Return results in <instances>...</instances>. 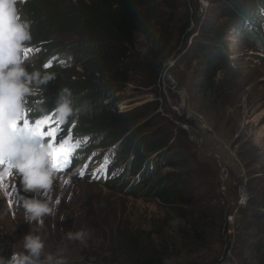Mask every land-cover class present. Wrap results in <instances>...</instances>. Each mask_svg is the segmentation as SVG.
Segmentation results:
<instances>
[{
  "label": "trees",
  "instance_id": "1",
  "mask_svg": "<svg viewBox=\"0 0 264 264\" xmlns=\"http://www.w3.org/2000/svg\"><path fill=\"white\" fill-rule=\"evenodd\" d=\"M180 1L182 5L188 3V0ZM18 8L22 18L31 21L30 41L43 43L42 62L36 70L41 76L54 77L39 86L42 98H30V104H39L44 109V114L34 111V117L41 115L39 120L52 117L53 125L61 129V137L66 136V131L80 135V147L86 149L113 140L143 119L144 104L119 110L117 98L111 93L118 92L128 82L140 86L154 83L164 57L175 43L185 44L186 38L194 32L188 30L189 16L185 10L181 23L176 25L173 10L177 6L173 0H27L18 4ZM235 10L232 0L218 4L207 20L197 26L195 32L202 40L190 43L185 51L186 65L194 62L189 68V82L197 96V106L204 112L217 113L218 118L224 108L228 109L222 100L227 86L218 78V72L227 61V47L222 38L234 27ZM54 29L75 36L68 44L85 74L64 79L59 75V59L68 60L69 56L58 42L47 44L48 35ZM243 35L264 53V33L259 28L245 30ZM46 64L51 66L43 67ZM65 88L71 92L73 115L60 124L52 110ZM145 122L140 128L141 124L134 127L138 128L137 132L134 133V128L130 130L133 134L117 153L125 162L122 171L93 173L83 169V173L86 179H93L102 188L132 198L157 200L159 213L164 216L162 222L152 217L144 222L143 228L136 224L126 232L115 221H100L95 201L77 204L70 200L59 201L55 216L45 217L43 227L26 224L20 212L10 220L6 211L1 210L0 227L7 221V227L17 233L32 232L53 242L68 241L73 246H83L87 237L94 235L102 241L107 258L101 251L89 252L84 258L102 259L107 264H214L215 257L210 254L211 244L220 238L219 195H213L208 187L199 191L200 184L189 186L190 175L183 172L185 157L178 153L179 158L172 159L174 153L166 151L170 147L169 138L162 129L141 133ZM98 135L104 139L96 143L94 139H98ZM72 145L75 147L77 143ZM236 154L244 158V163L257 159L256 147L250 141L242 144ZM102 162L100 168L104 159ZM163 168L173 170L162 172ZM257 176V180L264 183V159L258 164ZM19 191L25 197L33 195L24 193L21 187ZM48 195L53 201L58 199L52 190ZM36 198L41 196L37 194ZM251 204L241 231L230 245L231 252L239 264H264V186L251 197ZM1 228L0 257H3L9 253V248L6 232ZM69 231L85 232L84 242L68 240Z\"/></svg>",
  "mask_w": 264,
  "mask_h": 264
},
{
  "label": "rangeland",
  "instance_id": "2",
  "mask_svg": "<svg viewBox=\"0 0 264 264\" xmlns=\"http://www.w3.org/2000/svg\"><path fill=\"white\" fill-rule=\"evenodd\" d=\"M222 1L188 0V3L182 5L180 0L179 2L173 0V4L177 6L173 10L176 25L181 23L180 17L182 11L185 10L189 16L188 30L194 32L186 38L185 44L181 41L175 43L174 48L164 57L163 62L172 54L165 65L162 62L154 83L140 86L136 82H128L122 85L121 90L111 93V95L117 98L116 106L119 110L144 104V117L137 125L146 121L143 123L146 126L140 132L147 133L155 128L162 129L169 138L170 147L166 151L174 153L172 159L177 160L178 153L185 157L183 172L190 175L189 186L200 184L199 191H204L208 187L213 191V195H219L218 203L221 206L220 238L211 244L210 256L215 257L214 264H239L238 259L231 252L230 245L235 240L237 232L241 231V226L244 225L252 208L251 197L261 191L264 186V183L257 180L258 164L264 159V53L246 39L243 31L256 27L264 33V0H232V6L236 9L234 27L226 31L222 38L227 47V61L226 66L218 72V78L227 86L222 100L228 109L224 108V113L218 118L217 113L204 112L197 106V96L189 82V68L194 62L192 61L190 66L186 65L188 56H185V51H187V46L198 39L202 40L199 34H196L197 26L199 23L205 22L212 10ZM74 38L75 36L72 34L59 29L52 30L48 35L47 42L49 43H46L53 45L58 42L63 45V50L69 56L68 60L59 59L58 61L61 68L59 75L62 79L69 75L76 78L80 74H85L68 44ZM42 44V41L39 40L27 43V47L31 49L27 53V71L36 70L42 62L41 53L44 49ZM140 50L143 52L142 46H140ZM141 71L144 72L142 69ZM98 86L100 89L101 85ZM47 90L49 91V89ZM34 98L39 99L42 96L40 97L39 94ZM37 117H34L33 112H28L27 118L33 124L40 119L41 115ZM137 125L130 127L127 132L107 143L88 149L80 147V135L76 136L71 131H66L64 138L73 140L70 148L74 150L67 168L63 172L54 174L51 190L56 194L58 200L64 203L74 200L77 204H93L95 201V212H97L98 219L100 221H115L126 232L136 224L143 228L144 222L152 217L156 222H162L164 216L163 213H159L157 200L150 197L125 196L102 188L95 184L93 179L88 180L84 175L83 177L80 175L83 169L84 172L97 173L99 165L106 158L108 161L107 171L114 173L122 171L125 162H123V157L118 156L117 153L133 134L130 130ZM140 126L142 124L139 125V128ZM133 131L137 132L138 128H134ZM103 139L104 137L98 135V139H94V141L98 143ZM249 141L256 147L257 159L244 163V158L238 156L236 152L242 144ZM74 142L79 147H74L72 145ZM43 143L47 145V140ZM202 150L213 152L219 157L223 166L220 174L215 158ZM6 168L8 167L0 166V176L3 177L0 180V211H6V217L12 220L17 212L23 213L20 209L22 194L19 188L21 185L19 177L14 172L12 174L5 172ZM174 168L179 170L177 167ZM167 170H173V168H163L162 172ZM241 190H244L243 193H245L244 207L238 208L237 212L231 215L235 208V199ZM90 207L93 208V205ZM107 212L109 213L107 214ZM226 214L231 215L230 220L226 218ZM7 226L6 221L3 222L2 228L0 227L1 230H5V235L8 238L6 244L9 253L2 257L5 260L11 257L13 249L19 248V240L26 235L17 233ZM43 239L45 242L43 255L62 250L63 257L69 264H107L102 259L86 260L84 258L89 252L100 251L104 258H107L105 247L101 245L102 241L94 235L87 237L83 246L74 245L75 247L68 241L60 243L53 242L48 238ZM207 252L205 251V253Z\"/></svg>",
  "mask_w": 264,
  "mask_h": 264
},
{
  "label": "clouds",
  "instance_id": "3",
  "mask_svg": "<svg viewBox=\"0 0 264 264\" xmlns=\"http://www.w3.org/2000/svg\"><path fill=\"white\" fill-rule=\"evenodd\" d=\"M26 2L0 0V161L16 158L14 167L6 168L5 172H14L19 177L22 191L33 194L30 198H20L24 222L43 227L44 218L54 217L59 204L58 199L53 201L48 195L55 174L48 165L49 149L47 145L37 147L28 139L16 146L11 143L16 139L10 128L13 122L22 120L26 112L44 114L39 104H30V98L37 97L39 86L54 78L50 74L41 76L38 70L29 72L26 69V53L31 51L27 47L31 40V21L23 19L18 8V4ZM70 97V90L63 89L52 110V115L60 124L66 123L73 115ZM37 194L40 199L36 198ZM66 236L68 240L83 243L86 233L69 231ZM19 243V248L13 249L9 259L0 257V264H67L62 250L43 255L45 242L39 234L28 232Z\"/></svg>",
  "mask_w": 264,
  "mask_h": 264
},
{
  "label": "snow or ice",
  "instance_id": "4",
  "mask_svg": "<svg viewBox=\"0 0 264 264\" xmlns=\"http://www.w3.org/2000/svg\"><path fill=\"white\" fill-rule=\"evenodd\" d=\"M50 66V64H46L44 67L47 68ZM27 117L28 112L25 113V116L22 120L13 122L10 125L11 131L16 136V139L11 143L16 146L24 139H28L35 146L40 147L45 145L43 141L47 140V147L49 149L48 165L54 173L63 172L67 168L68 164H70V157L74 150L68 146L70 143V138L66 139L59 135L61 129L58 126L53 125L52 117H46L43 120L36 121L34 124ZM76 146L79 147L78 144ZM15 159L16 158H9L4 161H0V166L13 168ZM107 163L108 161L106 158L104 165H102L98 171L104 173L107 168ZM80 175L83 177L84 173L81 172ZM2 179L3 177L0 176V180Z\"/></svg>",
  "mask_w": 264,
  "mask_h": 264
},
{
  "label": "built area",
  "instance_id": "5",
  "mask_svg": "<svg viewBox=\"0 0 264 264\" xmlns=\"http://www.w3.org/2000/svg\"><path fill=\"white\" fill-rule=\"evenodd\" d=\"M243 192H244V190H241V191L238 193L237 198L235 199V208L233 209V212H231V215H233L234 213H236L237 210H238V208H241V207H242ZM227 214H228V213H227ZM227 214H226V218H227L228 220H230L231 215H230V214L227 215ZM236 215H237V214H236ZM226 218H225V220H226ZM225 220H224V223H225Z\"/></svg>",
  "mask_w": 264,
  "mask_h": 264
},
{
  "label": "water",
  "instance_id": "6",
  "mask_svg": "<svg viewBox=\"0 0 264 264\" xmlns=\"http://www.w3.org/2000/svg\"><path fill=\"white\" fill-rule=\"evenodd\" d=\"M171 56H172V54H171L170 56H168V59H169ZM168 59L165 60V61L163 62V65H165V64L168 62ZM202 152H204V153H206V154H208V155H210V156H213V157L215 158V160H216L217 163H218V172H219V174H220V173H221V170H222V168H223V166H222V164H221V162H220V160H219V157H218L215 153H213V152H209V151H205V150H202ZM221 184L223 185V181L221 182Z\"/></svg>",
  "mask_w": 264,
  "mask_h": 264
},
{
  "label": "bare ground",
  "instance_id": "7",
  "mask_svg": "<svg viewBox=\"0 0 264 264\" xmlns=\"http://www.w3.org/2000/svg\"><path fill=\"white\" fill-rule=\"evenodd\" d=\"M244 194H245V193H243V198H242V207H244Z\"/></svg>",
  "mask_w": 264,
  "mask_h": 264
}]
</instances>
